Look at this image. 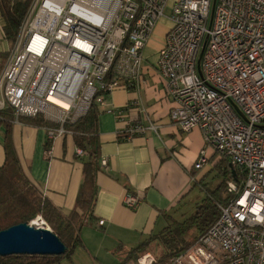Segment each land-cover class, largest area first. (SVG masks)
Segmentation results:
<instances>
[{"label":"built area","instance_id":"1","mask_svg":"<svg viewBox=\"0 0 264 264\" xmlns=\"http://www.w3.org/2000/svg\"><path fill=\"white\" fill-rule=\"evenodd\" d=\"M169 1L33 0L0 74V114L10 109L16 121L43 116L50 141L71 133L65 124L92 105L125 124L119 133L126 138L158 130L151 120L148 126L126 120V109L107 97L119 87L141 88L144 51ZM170 6L155 63L176 104L171 118L184 132H202L196 169L211 148L242 181H227L215 223L164 264H264V0ZM140 202L136 194L125 196L128 207ZM137 262L161 264L150 252Z\"/></svg>","mask_w":264,"mask_h":264},{"label":"crops","instance_id":"2","mask_svg":"<svg viewBox=\"0 0 264 264\" xmlns=\"http://www.w3.org/2000/svg\"><path fill=\"white\" fill-rule=\"evenodd\" d=\"M168 21L169 25L161 27L159 36L154 34L145 48L139 91L119 87L107 97L112 105L126 109V120L134 119L145 126L151 120L158 130L147 128L144 133L126 138L119 133L125 124L118 123L114 114L103 111L99 117L98 195L94 219L83 225V246L78 247L88 252L94 264H105L116 256L120 260V248L137 246L167 227L170 221L166 214L175 218L179 212L174 210L184 205L202 183L208 165L217 168L220 160L214 150L206 149L207 162L196 169L195 162L205 148L202 132L199 128L184 132L171 118L176 104L155 63L171 25ZM12 47L0 16V74ZM10 124L13 145L26 175L41 194L68 214L76 205L83 181V161L79 156L85 153H77L71 133L50 141L43 126L21 120H12ZM5 134L6 126L2 125L0 167L6 159ZM48 141L51 145L47 151ZM103 160L107 161L105 166ZM128 193L141 198L136 208L125 205ZM101 219L105 220L103 225L98 223Z\"/></svg>","mask_w":264,"mask_h":264},{"label":"trees","instance_id":"3","mask_svg":"<svg viewBox=\"0 0 264 264\" xmlns=\"http://www.w3.org/2000/svg\"><path fill=\"white\" fill-rule=\"evenodd\" d=\"M32 1L0 0V16L3 20L4 33L12 44L16 40L19 26ZM100 115L98 107L92 105L85 115L65 124L66 129L73 135L77 148L85 153L83 156L78 155L83 161V181L77 194L76 205L68 214H65L39 192L20 164L11 137L10 122L14 119L13 111L7 109L0 114V127L6 126V159L0 167V230L20 223H30L40 216L67 246L66 252L60 255H0V264H58L65 257L71 258L75 250L83 245L81 230L87 220L94 219V208L98 195L97 175L101 170ZM19 120L36 126L50 125L41 115L22 116ZM50 145L51 142L48 141L45 145L46 150L50 148ZM216 166L224 175V184L228 180L241 183L242 177L239 172L233 171L226 159H220ZM220 190L221 188L218 187L216 191L211 192L210 196L203 198L197 203L194 213L182 220L166 214L169 216L170 224L137 246L128 250L120 248L123 254L118 264H126L133 257L138 258L140 253H147L149 246L155 240H160L167 250L158 259L161 264L166 263L178 252L189 248L218 219L220 212L217 202L227 198L221 197ZM225 192L227 193L226 189ZM182 206L178 210L176 208L174 212H180ZM195 232H197L196 236L193 235ZM191 234L193 236L190 237Z\"/></svg>","mask_w":264,"mask_h":264},{"label":"rangeland","instance_id":"4","mask_svg":"<svg viewBox=\"0 0 264 264\" xmlns=\"http://www.w3.org/2000/svg\"><path fill=\"white\" fill-rule=\"evenodd\" d=\"M172 2H173V0L169 1V6L165 10L166 17L162 18L158 22V25L154 31L155 35H158L160 33L161 27H163L164 25L165 26L169 25V21H168L169 19L167 17L170 16V14H171L170 3H172ZM154 34H153V36H154ZM157 42H160V39H157ZM223 179H224V175L222 174V172L219 171L218 168H216L213 165H208L206 170L203 172V178L201 179L202 183L199 184L193 190V192L189 195V199L182 206L181 211L175 215V218L177 220H182L186 216L192 215V213H194V211H195L197 203L200 202L206 196H210L211 192L216 191L218 189V187L221 188V190H220L221 197H224L225 195L227 196V194L225 192L227 183L224 184ZM37 218L38 217L33 219L31 221V223L36 221ZM36 223H40V222H36ZM167 224H170V223L167 222ZM47 226L51 229V227L48 224H47ZM192 234L190 235V237L193 235L196 236L197 232H195L193 235ZM81 246H83V245H81ZM165 250L166 249H165L163 243L160 240H155L151 244V246H149L147 252L152 253L157 259H159V257L165 253ZM142 254L143 253H140L138 255V257L141 256ZM120 260H121V258H120ZM120 260L116 256L113 259H108L107 261H105V264H118V262ZM137 260H138V258L133 257L126 264H138ZM93 262L94 261H93L92 257L88 254L87 251H82V249L77 248L71 258L65 257V258L61 259L58 264H94Z\"/></svg>","mask_w":264,"mask_h":264},{"label":"water","instance_id":"5","mask_svg":"<svg viewBox=\"0 0 264 264\" xmlns=\"http://www.w3.org/2000/svg\"><path fill=\"white\" fill-rule=\"evenodd\" d=\"M201 57L202 53L198 60V70L202 75ZM234 107L244 117L242 111L236 105ZM230 167L233 168L232 164ZM233 171H235L234 168ZM66 249L67 246L46 224L36 226L31 222L20 223L0 230V255L3 256L11 254L60 255L65 253Z\"/></svg>","mask_w":264,"mask_h":264},{"label":"bare ground","instance_id":"6","mask_svg":"<svg viewBox=\"0 0 264 264\" xmlns=\"http://www.w3.org/2000/svg\"><path fill=\"white\" fill-rule=\"evenodd\" d=\"M36 222H40V223H36ZM32 224H34L36 226H42L44 224V221H42V219L40 217H38L37 220L34 221Z\"/></svg>","mask_w":264,"mask_h":264}]
</instances>
